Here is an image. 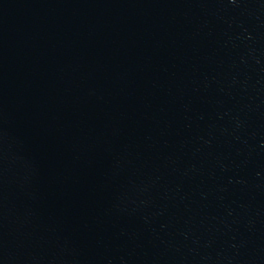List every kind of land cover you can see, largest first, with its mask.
I'll list each match as a JSON object with an SVG mask.
<instances>
[{"label":"water","instance_id":"95a60500","mask_svg":"<svg viewBox=\"0 0 264 264\" xmlns=\"http://www.w3.org/2000/svg\"><path fill=\"white\" fill-rule=\"evenodd\" d=\"M141 0H0V264H73Z\"/></svg>","mask_w":264,"mask_h":264}]
</instances>
